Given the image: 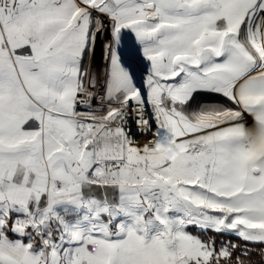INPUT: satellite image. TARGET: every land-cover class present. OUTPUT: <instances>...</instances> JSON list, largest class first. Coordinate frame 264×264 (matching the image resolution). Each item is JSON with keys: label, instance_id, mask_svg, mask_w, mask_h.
Returning <instances> with one entry per match:
<instances>
[{"label": "snow or ice", "instance_id": "snow-or-ice-1", "mask_svg": "<svg viewBox=\"0 0 264 264\" xmlns=\"http://www.w3.org/2000/svg\"><path fill=\"white\" fill-rule=\"evenodd\" d=\"M192 226L264 243V0H0V264H245Z\"/></svg>", "mask_w": 264, "mask_h": 264}, {"label": "clouds", "instance_id": "clouds-1", "mask_svg": "<svg viewBox=\"0 0 264 264\" xmlns=\"http://www.w3.org/2000/svg\"><path fill=\"white\" fill-rule=\"evenodd\" d=\"M154 135L158 138L149 142L153 145L155 151L167 161L175 162L184 157L183 150L179 147V138L171 132L165 131L163 134L156 130ZM102 247L99 240H94L88 245V251L96 254Z\"/></svg>", "mask_w": 264, "mask_h": 264}, {"label": "crops", "instance_id": "crops-1", "mask_svg": "<svg viewBox=\"0 0 264 264\" xmlns=\"http://www.w3.org/2000/svg\"><path fill=\"white\" fill-rule=\"evenodd\" d=\"M106 18V17H105ZM104 18L105 24L108 22ZM104 39H108V34L105 33ZM134 64V79L137 81L138 86L141 87V92L146 98V88L145 86L140 82L141 81V75L144 71L145 65L143 63L139 62V58H136L134 61H132ZM84 67H89V61L86 59V62L84 61L83 64ZM105 65L102 63V48H101V38L98 37L97 43H96V48H95V55L94 58L91 62V68H90V75L94 72L97 75V86L95 89H105V77L104 75L101 74V69ZM82 110V109H81ZM76 217L75 216H69L68 219L74 220Z\"/></svg>", "mask_w": 264, "mask_h": 264}, {"label": "trees", "instance_id": "trees-1", "mask_svg": "<svg viewBox=\"0 0 264 264\" xmlns=\"http://www.w3.org/2000/svg\"><path fill=\"white\" fill-rule=\"evenodd\" d=\"M86 62V60H85ZM201 97H205L206 94H199ZM207 96H209L207 94ZM211 96V95H210ZM195 100V99H193ZM194 102V101H193ZM192 105V102H190ZM189 104V105H190ZM96 195L100 196V190H96ZM109 195H112V190L109 189ZM213 235H215V241L220 242L222 238H229L231 242L236 243L239 245V247L233 252V259L236 256H240L242 260L245 261V264H264V243H248L243 241L242 239L238 238L235 235H230V234H217L216 232H211ZM244 247L251 249V251L245 256L242 255V250Z\"/></svg>", "mask_w": 264, "mask_h": 264}, {"label": "rangeland", "instance_id": "rangeland-1", "mask_svg": "<svg viewBox=\"0 0 264 264\" xmlns=\"http://www.w3.org/2000/svg\"><path fill=\"white\" fill-rule=\"evenodd\" d=\"M199 94H205V93H198V94H196L195 96H194V99L195 100H192L191 102H192V105L190 104L189 106H188V108L189 109H195L197 106H198V104L200 103V102H219V103H223V104H225V105H227V106H232L231 104H230V102L229 101H227L225 98H223V97H221V96H218V95H209V96H207V94H206V96L205 97H201ZM194 101V102H193ZM245 119L247 120V122L249 123V124H251V122H252V118L250 117V116H245ZM188 231L189 232H191V233H193V234H196V235H199L201 238H203V239H205V240H208L209 238H214L215 239V235H213L211 232H213L212 230H208V231H200V230H198L195 226H192V227H189L188 228ZM215 232V231H214ZM230 235H235V234H230ZM236 236V235H235ZM224 241H231L229 238H222L221 240H220V242H217L216 243V246H217V248L221 245V242H224ZM216 242V241H215ZM246 247H244V249H245Z\"/></svg>", "mask_w": 264, "mask_h": 264}, {"label": "built area", "instance_id": "built-area-1", "mask_svg": "<svg viewBox=\"0 0 264 264\" xmlns=\"http://www.w3.org/2000/svg\"><path fill=\"white\" fill-rule=\"evenodd\" d=\"M105 19L107 21V18H105ZM93 90L100 92V93H103V91H104L103 89H93ZM92 103H93V105H95L96 100L93 99ZM78 108H79V106H78ZM130 108H131V105H130ZM145 112H146V116L149 118L150 124L152 125V131H155L156 130V124H155V121L153 118V113L151 111V106L147 103V100H145ZM128 128L130 130V135L134 136L136 138L137 143L142 145V144L150 141L151 135H152L151 131L148 133H143V132L139 131V129L136 127L135 123H133L131 121L129 122Z\"/></svg>", "mask_w": 264, "mask_h": 264}]
</instances>
